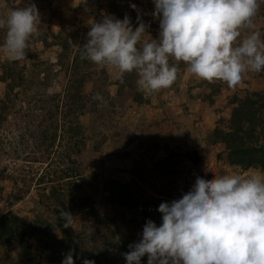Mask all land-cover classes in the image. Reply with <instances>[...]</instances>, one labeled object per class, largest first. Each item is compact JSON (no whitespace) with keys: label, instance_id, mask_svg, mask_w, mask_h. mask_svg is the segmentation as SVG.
Wrapping results in <instances>:
<instances>
[{"label":"clouds","instance_id":"obj_1","mask_svg":"<svg viewBox=\"0 0 264 264\" xmlns=\"http://www.w3.org/2000/svg\"><path fill=\"white\" fill-rule=\"evenodd\" d=\"M159 20V38L143 41L148 26L137 17H104L92 22L81 59L115 70L123 83L135 72L137 90L152 94L170 88L178 78V64L187 72L235 89L248 72L264 71V40L254 23L260 0H153ZM133 10L136 5L132 4ZM40 20L35 4L13 9L0 18L6 29L2 46L12 61L25 58L29 40ZM247 33V34H244ZM238 38L239 43H237ZM94 100L103 101L97 94ZM158 226L148 220L139 242L124 253L127 264H264V173L197 177L190 191L158 208ZM64 227L75 217L60 209ZM74 250L62 264H75ZM83 264H95L85 259Z\"/></svg>","mask_w":264,"mask_h":264},{"label":"rangeland","instance_id":"obj_2","mask_svg":"<svg viewBox=\"0 0 264 264\" xmlns=\"http://www.w3.org/2000/svg\"><path fill=\"white\" fill-rule=\"evenodd\" d=\"M94 1L0 0V8L9 5L7 10L1 14L6 18L13 9L35 4L40 15L36 38L47 32L51 39L53 31L57 32L62 26H70L72 23L77 24L81 29H89L90 24L94 22ZM97 1L101 5L111 4V0ZM148 14L149 12H144L140 16L145 17ZM48 21L51 22L50 29L47 25ZM32 46L34 50L31 62L26 60L19 62V66H25L24 81H18L20 85L15 84L12 89H9L7 85L10 79L2 82L0 73V99L4 98V94H8L9 98L8 107L3 112L5 122L0 129V215L10 210L18 216L24 225H28L30 222L35 223L37 218L39 220L42 218L46 223L52 222L53 224L52 209L54 205L45 206L44 193L48 191L46 192V189L43 190L44 192L40 191L37 180L44 172L53 175L54 171H58L59 175L62 174L67 182L80 185L79 193L89 196L99 215L112 216L116 210L114 212V208L111 207L106 190L102 188V182L110 178L117 179L121 183L129 181L136 177L130 172L131 168H135L138 174L146 175L150 172L152 163L164 160L167 154L164 149V142H167L172 149L178 147V149H173L178 153L197 151V155H200L202 159L195 163L194 158L196 157L192 154L191 158L183 157V155L178 156V154L174 156L173 161L178 167L179 174L175 179H172V184H169L173 186L169 190L172 191V194L166 195V191H164L161 195L155 196L154 199L163 198L171 203L173 200L182 198L183 194L191 190L198 176L210 179L229 174L247 175L257 171L254 169L243 171L229 167L223 163L222 147L211 148L201 140L196 127L200 128L202 133L206 129L212 128L213 123L218 120L220 115L225 118L229 117L231 108L221 109V104L225 103L223 99L218 100L215 105L207 107V102L187 101L183 89L181 90L182 93L177 95L159 91L157 98L151 96L149 106L135 109L136 103L132 101V93L123 89V93L117 95L119 88L114 82L118 75L115 71L105 68L107 75H109L107 82L98 81L94 77L90 82L87 80L83 88L85 93H89L93 87L106 85L108 96L98 104L93 116L88 113L80 116L79 123L87 127L93 121L95 114H98L102 109L112 110L113 114H121V120L125 124L127 123L129 130H134L141 137L123 149L119 142H116L117 140H107L103 145V151L96 154L92 153V149L87 143L86 149L77 159L81 169V177H76L73 180L68 179L70 176L67 175L69 174L67 169L71 168L72 164L67 161L59 162L57 157V153L65 150V139L62 138L63 130L59 129L49 158L43 151L45 145L36 148L34 144L37 141L30 134V131H33L43 119L45 125L49 123L48 116L56 120L55 123H59L61 128L63 126L64 130L69 127L71 118L66 116L67 109L63 98L66 77L64 70L60 71V63L63 60L61 50L58 46L43 50L40 39L34 41ZM7 60L8 57L0 48V63H5ZM253 79L251 81L254 89L264 90V80L261 78ZM244 87L248 88V85H244ZM147 95L150 96V94L143 93V98H146ZM160 99L168 102V106L160 105ZM118 101L122 103L120 104ZM52 129L51 126L50 132ZM121 129L118 125L117 130ZM64 136L68 137V135ZM154 138L160 147L158 151H154L153 145L151 149H148L149 143ZM116 151L121 152V154L128 153V156L124 155L122 160L116 159L112 155ZM73 158L74 156L71 159ZM63 170L66 174L61 172ZM67 182H62L61 185L62 188L69 187V190L67 189L65 192V206H63L65 207L64 211L67 209V212L75 217V222L69 227L71 235L76 244L85 249L87 253L92 251L99 253L98 249L102 247L104 242L100 228L105 229L104 225L99 221L89 220L85 212L76 209L73 200L69 201L71 197L72 199L75 198L72 194L78 192V189ZM155 183L154 180L153 187L158 191V185L155 186ZM162 185L159 186L162 187ZM150 192H148V196ZM126 216L140 218L139 215L126 214ZM93 223L97 225L98 234H95ZM57 229L54 234L56 240L61 238V228ZM128 229L134 237L138 236L141 231L139 226L134 227L133 224H128ZM140 239H137V242ZM128 240L130 244L134 243L131 242L129 236ZM121 247H123L122 242L117 238L112 249L113 253H109L112 250L106 251L108 260L105 264L120 263L118 259L122 253ZM55 248L56 255L49 253L52 260L44 257L40 264H62L66 253L59 246ZM32 249L35 253H40L39 244L36 240L33 241ZM19 252L20 249L15 244L6 248L0 245V264H15ZM105 256L102 257V261H104ZM141 264H148L147 256L141 259Z\"/></svg>","mask_w":264,"mask_h":264},{"label":"trees","instance_id":"obj_3","mask_svg":"<svg viewBox=\"0 0 264 264\" xmlns=\"http://www.w3.org/2000/svg\"><path fill=\"white\" fill-rule=\"evenodd\" d=\"M132 4L136 5V10H133ZM94 6V22H100L106 16L123 20L125 15H127L131 18L132 27L135 29L138 26L137 17L139 16L142 22L148 26L147 32L142 37V42L150 41L152 38H159V20L152 15L155 11L153 0H111L110 5H101L95 0ZM8 7L9 5H5L0 8V18H5L1 14ZM144 12H149V14L141 17L140 15L144 14ZM254 23L257 30L261 33V39L264 40V0H260V8L254 17ZM47 25L50 29L51 22L48 21ZM89 31L90 28L81 29L77 24L72 23L70 26H62L57 32L53 31L51 39L47 32L39 38L34 35L28 42L26 55L23 59L31 62L34 50L32 45L38 39L41 41L43 50L52 46H58L61 50L63 60L60 63V71L64 70L66 77L63 98L67 109L66 116L71 118L69 127L64 130L63 126L61 128L59 123H55L56 120L48 116L47 120L49 123L45 125L43 119L33 131H30V134L37 141L34 144L36 148L45 145L43 151L47 158L52 154L59 129L63 130L64 135H68L67 138L64 135L62 136L63 140L65 139V150L57 153V157L59 162L64 163V161H67L72 164L71 168L67 169L69 173L67 175L70 176L68 179L72 180L76 177H81V169L77 159L86 149L87 143L92 149V153L96 154L103 151V145L107 140H117L116 142H119L123 149V147L131 145L136 139L141 137L134 130H129L127 123L125 124L121 120V114H113L112 110L106 111L102 109L98 114H95L93 121L87 127L79 123L78 119L80 116L86 113L93 116L96 112V108L101 101L94 100L93 97L95 95L100 94L103 99L108 96L106 85L104 87H93L89 93L84 92L83 87L87 80L90 82L96 77L98 81L107 82L109 76L105 68L95 65L87 59H81L82 45L86 43ZM5 36L6 29H0V46L3 45ZM240 39L238 38L237 43H239ZM0 48L2 49V47ZM19 62L8 59L5 63H0L1 81L10 79L7 85L9 89H12L15 84L20 85L18 81L23 80L25 66H19ZM170 63L178 64V78L170 88L161 91L177 95L183 89L187 101L207 102L206 106L210 107L215 105L218 100L223 99L225 103L221 104V109L231 108L229 117L225 118L220 115L218 120L213 123L212 128L206 129L201 133L202 130L196 127L202 142H205L211 148L222 147L224 154L223 163L229 167L243 171L254 169L264 173V90L254 89L251 81L254 80L253 78L264 80V71L246 73L243 82L235 89H231L225 82L217 80L209 83L195 77L187 72V66L183 62L170 60ZM137 79V74L132 72L124 75L123 83H121L118 76L114 82L119 88L117 95L123 93V89L132 93V101L136 103L135 109L149 106L151 104V96L155 98L158 96V93L155 92L143 98V92L137 90ZM244 85H248V88L244 87ZM8 102V94H4V98L0 99V129L5 122L3 112L8 107ZM159 102L162 106H168V102L161 101V99ZM50 114L53 115L52 113ZM118 125L122 128L121 130H117ZM51 126L53 129L50 132ZM151 142L148 149H151L153 145L154 151H158L160 147H158L159 144L156 139L154 138ZM164 149L167 152L164 160L152 163L150 172L146 175L138 174L135 168H131L130 172L136 177L131 178L129 181L121 183L117 179L110 178L102 182V188L106 190L110 205L114 208V212L116 210L112 216L99 215L93 207L94 205L89 196L79 193L80 189L78 188H80V185L67 182L62 174L59 175L58 171H54L53 175L44 172L38 177L37 181L39 182L40 191L44 192V189H46V192L48 191L44 193L45 206L54 205L52 209L54 223H46L42 218L41 220L37 218L35 223L30 222L28 225H24L16 214L7 210L0 215V245L6 248L11 244H15L19 247L20 252L15 264H40L44 257L52 260L51 255L53 253L54 255L57 254L56 246H59L65 253L74 250L73 259L75 264H83L85 259L93 260L95 264H105L108 260L106 251L112 250L117 238H119L123 245L121 247L122 253L119 255L120 259H118L120 263L114 262L116 264H127L123 254L129 252V245H132L129 240L127 241L128 236L131 237V242L135 244L137 239L142 238L144 225L149 219L159 226L162 221L161 213L158 211L159 205L164 202L170 203L163 198L154 199V197L161 195L164 191H166V195L172 194V191L169 190L173 186L169 184H172V179H175L179 174L173 157L178 154V156L183 155V157L191 158L192 154L196 157L194 158L195 163L202 159L200 155H197V151L178 153V151L173 150L178 149V147L172 149L167 142H164ZM112 155L116 159L122 160L124 155L128 156V153L121 154V152L116 151ZM72 156H74L73 159H71ZM61 172L66 174L64 170ZM154 180L156 182L155 186L158 185V191L153 187ZM62 182H67L78 189V192L72 194L75 198L72 199L71 197L69 199L70 202L73 200L76 209L80 212H85L89 220L93 222L99 221L104 225L105 229L100 228V234L104 238V242L102 247L98 249L99 253L95 251L87 253L85 249L76 244L70 229L64 227V220L60 218V209H65L64 197L69 187L62 188ZM159 185H162V187ZM148 192H150L149 196L147 195ZM126 214L139 215L140 218L127 217ZM128 224H133L134 227L139 226L140 234L135 237L132 236L128 229ZM94 226L95 234H98L97 225L94 224ZM57 228H61V238L58 240L55 239L54 235L55 231L58 230ZM34 240L39 244L40 253H35L32 249ZM111 252L113 253V250L109 253ZM104 255L106 256L104 261H102L101 259Z\"/></svg>","mask_w":264,"mask_h":264}]
</instances>
